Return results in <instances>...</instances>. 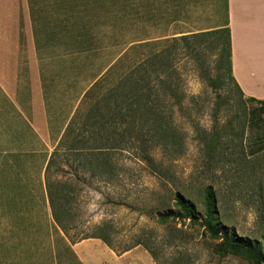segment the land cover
Returning <instances> with one entry per match:
<instances>
[{
  "label": "rangeland",
  "instance_id": "rangeland-1",
  "mask_svg": "<svg viewBox=\"0 0 264 264\" xmlns=\"http://www.w3.org/2000/svg\"><path fill=\"white\" fill-rule=\"evenodd\" d=\"M41 8L52 11L47 4ZM89 23L91 36L82 37L81 44L61 31L58 36L28 38L29 44L45 45L40 51L23 49L22 39L17 38L7 56L0 52L1 60L7 58L18 80L26 70L30 75L33 70L42 72L43 89L52 90L51 100L59 99L62 119L82 91L136 39L131 21L99 26ZM159 48L161 45L153 50ZM142 50L147 52L149 48ZM134 55L133 50L127 65ZM27 61L28 69L24 64ZM173 61L182 93L171 96L170 101L176 109L175 127L182 148L175 153L154 150L162 173L153 172L132 151H117L113 158L117 169L107 176L83 170L75 155H57L50 179L57 191L68 194L67 205L65 209L59 207V212L73 239L101 233L121 251L143 236L154 247L157 264H250L240 256L215 253L218 240L210 238L199 225H190L188 220L160 225L153 216L164 207H173L175 193L185 194L202 208L204 189L212 185L228 226L252 239L264 234V152L249 157L246 164L238 162L235 152L240 139L231 131L244 120L248 109L255 107L260 127L247 126L244 142H261L258 135H264V106L245 101L233 83L221 75L219 51L212 45L191 53L181 49ZM124 69L119 68L114 78H103L100 83H106L99 93L115 83ZM0 84L13 93L1 78ZM47 95L45 92L46 100ZM215 143L211 150L209 145Z\"/></svg>",
  "mask_w": 264,
  "mask_h": 264
},
{
  "label": "crops",
  "instance_id": "crops-1",
  "mask_svg": "<svg viewBox=\"0 0 264 264\" xmlns=\"http://www.w3.org/2000/svg\"><path fill=\"white\" fill-rule=\"evenodd\" d=\"M44 4L52 11L44 12ZM121 20L132 22L136 39L129 48L136 58L173 37L228 28L234 82L244 96L264 99V0H0V52L7 56L17 38L23 49L40 51L45 45L28 38L61 31L81 44L91 36L89 22ZM123 54L82 91L64 119L59 99L43 89L42 72L26 70L18 80L0 55V78L13 91L0 84V264H157L140 245L117 252L99 237L72 242L54 219L46 183L53 151L74 139L93 101L86 94Z\"/></svg>",
  "mask_w": 264,
  "mask_h": 264
},
{
  "label": "trees",
  "instance_id": "trees-1",
  "mask_svg": "<svg viewBox=\"0 0 264 264\" xmlns=\"http://www.w3.org/2000/svg\"><path fill=\"white\" fill-rule=\"evenodd\" d=\"M207 44L218 49L221 75L233 83L241 97L245 101L258 102L264 106V99L244 96L234 82L228 28L173 37L167 46L148 55L134 57V60H130L132 63L127 65L126 62L134 50L131 48L132 50L126 52L109 68L105 77L113 78L119 68H125L119 79L101 94L99 92L106 82L100 83L101 85L96 83L86 94V98H92L93 101L84 110L74 139L66 145L64 151H53L47 166L46 183L54 219L72 242L78 239L70 237L65 220L59 212V207L65 209L68 194L65 191H57V185L54 186L50 179V170L57 155H75L83 170L90 169L95 174L107 176L117 169L113 161L116 152L132 151L153 172L162 173L161 162L157 161L154 150L158 148L167 153H175L174 151L182 148L181 142L178 141L180 135L175 127L176 109L170 101L171 96L182 93L180 74L174 66V56L181 49L191 53ZM259 120L256 108L250 107L240 125L231 130L240 139V146L235 154L236 160L242 164H246L249 157H256L264 152V135H258L261 142H244L247 126L259 128ZM69 127L67 133L73 129ZM216 146L215 143L209 145V148L213 150ZM226 147L229 146L226 144ZM153 214L160 225L188 220L190 225L203 227L210 238L218 240L214 251L220 256H240L250 264H264V234L260 238L252 239L239 234L235 227L228 226L222 218L217 193L212 185L204 189L202 208L185 194L175 193L173 207H164ZM88 237L103 239L117 252L131 248L118 250L105 234L96 233ZM136 245H143L157 261L158 256L149 240L138 236L132 247Z\"/></svg>",
  "mask_w": 264,
  "mask_h": 264
}]
</instances>
